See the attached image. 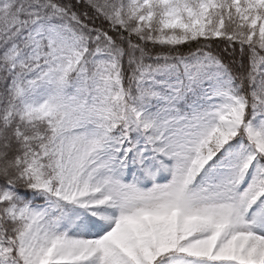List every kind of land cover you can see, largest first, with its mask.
I'll return each instance as SVG.
<instances>
[{"label": "snow or ice", "instance_id": "obj_1", "mask_svg": "<svg viewBox=\"0 0 264 264\" xmlns=\"http://www.w3.org/2000/svg\"><path fill=\"white\" fill-rule=\"evenodd\" d=\"M0 264H264V0H0Z\"/></svg>", "mask_w": 264, "mask_h": 264}]
</instances>
